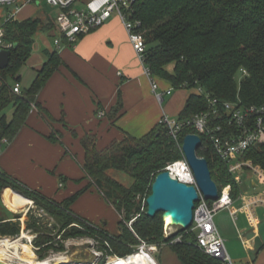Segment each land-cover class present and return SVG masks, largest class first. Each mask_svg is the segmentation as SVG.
<instances>
[{
  "label": "trees",
  "instance_id": "1",
  "mask_svg": "<svg viewBox=\"0 0 264 264\" xmlns=\"http://www.w3.org/2000/svg\"><path fill=\"white\" fill-rule=\"evenodd\" d=\"M133 7V17L141 21V31L147 43L145 65L153 77L167 79L175 88L200 86L211 97L221 101H234L240 97L245 105H264V0H135ZM46 28L57 30L55 20L48 16L12 18L4 24V41L12 44L9 47L12 54L9 65L0 69V142L17 134L33 105L41 107L37 96L62 64L57 50L49 53L32 85L21 94L14 92L10 79L19 82L18 73L32 54L34 36ZM170 64H174L173 73L168 71ZM241 69H245L247 74H242L238 83L237 74ZM10 105L15 107V111L12 119L8 120L4 111ZM208 107L204 95L192 92L179 119L190 118ZM193 132V127H185L181 132V142ZM202 137L207 148H200L199 155L208 159L213 179L220 189L232 184V196L238 199L242 187L236 184L207 137ZM50 138L55 139V134ZM82 144L86 149L85 176L91 185L99 187L120 216L117 233H111L106 223L96 224L71 209V204L85 189L58 202L0 171V205L3 190L11 186L33 199L39 207L60 216L64 238L100 236L112 247L111 250L103 245L107 253L114 252L124 257L134 253L140 239L160 243L182 235L181 242L169 245L182 264H223L197 246L195 231L181 229L167 238L161 213L154 218L146 212L139 214L137 197L146 193L148 197L156 176L169 163L182 158L180 147L166 127L158 123L144 136L127 135L104 150L97 148L94 135L83 137ZM242 158L251 160L264 170V141L248 149ZM110 170L126 173L132 178V183L125 185L111 175ZM136 216L131 226L128 225ZM73 223L79 227L70 228ZM19 232V224L0 213V235H17ZM51 241V236L41 235L36 243L46 244L43 248L48 249L54 246Z\"/></svg>",
  "mask_w": 264,
  "mask_h": 264
},
{
  "label": "crops",
  "instance_id": "2",
  "mask_svg": "<svg viewBox=\"0 0 264 264\" xmlns=\"http://www.w3.org/2000/svg\"><path fill=\"white\" fill-rule=\"evenodd\" d=\"M87 1L77 0L76 5L82 7ZM32 13L28 5L16 18L26 19L32 17ZM41 30L56 35L53 29ZM39 31L34 36L32 54L18 73L22 90L32 85L49 53L57 50L62 64L37 96L41 107L33 105L17 134L12 139L1 140L0 171L58 202L85 189L71 204V209L96 224H108L113 210H117L85 176L86 149L82 139L94 135L97 148L104 150L127 135L144 136L167 114L166 94L160 101L154 93L151 78L117 14L99 28L80 36L73 45L63 42L58 47L53 40L54 47H50ZM36 35L40 36L37 41ZM10 83L13 87L18 81L10 79ZM159 89L167 90H162L160 85ZM172 95L173 91L167 95L171 96L170 103L174 101ZM189 95L182 101V110ZM9 107L4 113L11 120L15 107ZM102 111L104 116L100 115ZM53 133L55 139L50 138ZM254 177L245 174L242 192L245 196L260 194L264 197V182ZM7 189L2 192L3 205L12 210L5 193ZM240 200L236 199L234 204ZM234 204L232 209L238 211L236 218L227 210L235 221V234L242 247L241 253L233 251L234 261L264 264V207H257L252 217L244 204L240 208Z\"/></svg>",
  "mask_w": 264,
  "mask_h": 264
},
{
  "label": "built area",
  "instance_id": "3",
  "mask_svg": "<svg viewBox=\"0 0 264 264\" xmlns=\"http://www.w3.org/2000/svg\"><path fill=\"white\" fill-rule=\"evenodd\" d=\"M41 1L42 0H0V6H15V11L9 13L3 23H0V49L6 48L2 47L4 45L5 22L12 18H16L19 12L26 6L30 4H40ZM134 1L135 0H88L82 7H78L76 5L77 0H47L50 5L58 9L55 23L60 35H55L54 43L58 47H60L63 42L73 45L80 36L99 28L114 14H117L129 34L135 52L144 65L145 72L151 78L154 93L160 101H163L164 95L171 94L173 89L171 87L167 90L160 91L156 79L152 76L150 69L145 65L144 60L147 43L141 31V21L133 17L135 12L133 7ZM6 46H8L6 49H9L12 44ZM241 71L243 74H247L245 69H241ZM13 90L15 93L21 94V84L19 82L16 83L13 86ZM196 90L197 93L207 98L209 107L206 111L195 113L190 118L184 120L171 119L165 114L159 121L160 124L166 127L169 135L177 143L182 152V158L169 163L164 170L169 171L173 178L189 185H195L198 188L193 170L184 155L182 148L183 141L181 142L180 138L182 130L190 126L195 129L193 133L200 135L202 138V145L200 148H207V144H204L202 136L207 137L216 155L226 164L229 173L239 187H242L244 183V175L247 173V167H250L252 173L264 182V170L259 166L253 165L251 160L246 161V159L242 158V155L248 149L257 145L260 141H264V105H245L240 97L234 101H221L219 98L211 97V95L200 86L197 87ZM104 114V111L100 113L101 116H104ZM214 120H216V123ZM198 191L200 197L196 202L194 221L190 227L192 231L197 233V246L207 254L220 259L223 264H237L230 256L226 246V240L216 223V215L222 209L230 210L232 215L236 218L238 211L232 209V205L235 202L232 196V184H228L221 188L220 196L216 200L207 199L199 188ZM239 198L244 201L243 206L249 210L252 217H255V209L257 207H264V197L260 194L245 196L243 192H241ZM136 218L137 216L129 222L130 226ZM164 232L167 238L173 234L171 227L167 228L166 224ZM182 240V235L160 243H150L140 239L134 252L145 249L155 258V253L160 247L169 246L181 242ZM40 248L41 247H34V249L38 251ZM35 255V259L40 264H46L45 262L47 259L50 260L49 264H62L64 262L61 261V253L42 257L35 252ZM22 261V263L17 264H30L27 261Z\"/></svg>",
  "mask_w": 264,
  "mask_h": 264
},
{
  "label": "rangeland",
  "instance_id": "4",
  "mask_svg": "<svg viewBox=\"0 0 264 264\" xmlns=\"http://www.w3.org/2000/svg\"><path fill=\"white\" fill-rule=\"evenodd\" d=\"M29 6H31V10L33 12L31 15L32 17H37L39 16V14H44L50 17L52 20H55L58 14V9L50 5L47 2V0H42L40 4H30ZM14 11H15V6H0V23H3V21L5 20V17L8 16L9 13L14 12ZM53 31H55L57 35H60L58 33V30L53 29ZM39 33H41V35H44L45 39L49 41L50 47H54V44H53L54 35L53 34L50 35L47 32L43 33L42 30H40ZM39 37H40L39 35H36L35 37L36 41L39 39ZM6 45H8V43L4 41V45L2 47L8 48V46ZM168 71L170 73H173L174 64H170L168 66ZM242 74H243L242 71H240L237 74L238 83H240L242 79ZM154 78L156 79V81L158 82L162 90L167 89L168 87L172 86V89H173L172 97H174V101L171 103L168 102L169 97L171 96L166 95V101L164 103V107L166 108V113L169 115L171 119H179L180 113L182 110L181 109L182 101L191 92L197 91L196 88H175L173 84L167 79H164L158 76H154ZM9 109L10 107L8 108V110ZM259 143H261V141ZM246 161H250V160L247 159ZM252 164L254 165L253 162ZM246 171L247 173H250L251 178H253L254 176L257 178V176L252 173V170L250 167H247ZM109 173L127 186H129L132 183V178L124 172H121L118 170H110ZM248 182L249 181H247V183ZM93 186L104 196L103 192L99 189V187L96 184H93ZM8 187H11V186H8ZM8 189H12V187ZM146 194L137 197V201L140 207L139 214L147 211V204H146L147 195ZM3 197L1 199L2 205H0V213L4 217L12 219L16 223H18L20 226V232L17 235H0V239H3V238H10L13 240L21 239L23 242V245H28V246L31 245L33 250L31 253H27V255L30 254V256L22 255V257L30 259L31 257L35 256V252H37V254L41 255L42 257L53 255L55 253L56 254L61 253V261H64L62 264H107L110 257L120 256L114 252L107 253L103 245H106L107 248L110 247L111 250H112V247L107 243V241H104V239L100 236H89V235L87 236L86 235V236H81V237L80 236L68 237V238L62 237L63 232L61 231V217L50 213L44 208L39 207L34 202L33 199L29 198L31 202L20 209L10 210L5 205H3ZM243 204H244V201L240 200L239 202H236L234 206L240 208ZM113 212H114V215H112L109 218L108 224H106V228L110 230L112 233L118 229V221L120 220V216L118 212L115 210H113ZM239 216L242 219H244V216L242 214ZM216 222L219 225L223 236L225 237L226 244L229 249V253L232 259L235 260V255L233 251L235 250L238 253L242 252L241 242L237 238V235L235 234L236 233L235 221L232 219L227 209H222L216 215ZM239 223L241 224L240 220H239ZM128 225L130 224L128 223ZM74 226L79 227V224L73 223L69 225L70 228ZM172 227H173L172 229L173 233H176L181 230L180 226H172ZM23 233H25L27 237L22 238ZM41 235H45L49 237L51 236L53 238V241L51 242H53L54 246L48 249H44L43 247L46 244L38 245L36 243V240ZM61 245H63V247ZM34 247L35 248L41 247V248L38 251V250H35ZM155 258L160 264H182L178 260L172 248H170L169 246L160 247L155 253ZM22 260H20L19 258H14L13 264L22 263L23 262Z\"/></svg>",
  "mask_w": 264,
  "mask_h": 264
},
{
  "label": "water",
  "instance_id": "5",
  "mask_svg": "<svg viewBox=\"0 0 264 264\" xmlns=\"http://www.w3.org/2000/svg\"><path fill=\"white\" fill-rule=\"evenodd\" d=\"M11 54L10 49H0V69L9 65ZM201 145V136L189 133L184 137L182 148L198 188L207 199L216 200L220 196V187L213 179L208 159L198 153ZM198 188L173 178L164 170L152 184V193L146 199V214L154 218L161 213L164 221L169 217L172 226L188 230L193 224L196 202L200 197Z\"/></svg>",
  "mask_w": 264,
  "mask_h": 264
},
{
  "label": "bare ground",
  "instance_id": "6",
  "mask_svg": "<svg viewBox=\"0 0 264 264\" xmlns=\"http://www.w3.org/2000/svg\"><path fill=\"white\" fill-rule=\"evenodd\" d=\"M6 197L11 205V207L15 210L24 207L26 204L30 203L31 200L27 198L25 195L20 192L12 189H8L6 192ZM165 224L167 228L171 227V219L169 217L166 218ZM27 237L25 233H23L22 238ZM33 250L31 245H23L21 239L13 240L10 238L0 239V264H13L14 258H19L20 260L27 261L30 264H40L35 256L30 259L22 257V255H27V253H31ZM46 264L50 263V260L47 259ZM108 264H159L157 260L145 249L136 251L132 254H129L125 257L120 256H112L110 257V261Z\"/></svg>",
  "mask_w": 264,
  "mask_h": 264
}]
</instances>
